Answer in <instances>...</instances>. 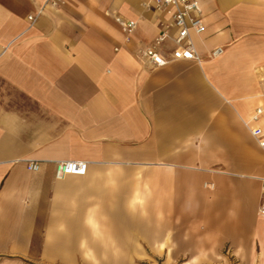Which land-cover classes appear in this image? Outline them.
<instances>
[{"label":"crops","instance_id":"1","mask_svg":"<svg viewBox=\"0 0 264 264\" xmlns=\"http://www.w3.org/2000/svg\"><path fill=\"white\" fill-rule=\"evenodd\" d=\"M148 1L0 0V264H264V0H199L162 67Z\"/></svg>","mask_w":264,"mask_h":264},{"label":"built area","instance_id":"2","mask_svg":"<svg viewBox=\"0 0 264 264\" xmlns=\"http://www.w3.org/2000/svg\"><path fill=\"white\" fill-rule=\"evenodd\" d=\"M57 4L61 0H48ZM147 7L163 12L168 18L161 22V31L155 39L145 48L140 50V56L154 67H162L176 60H197L200 61L199 52L194 45L192 35H201L206 31L204 12L199 0H152L148 1ZM33 19V16L29 17ZM117 21L125 35V43L133 40L138 22L134 19L117 17ZM171 43L172 47L168 44ZM118 50V48H116ZM224 53L223 47H217L211 51V57H219ZM262 108H258L253 116L258 120ZM251 132L264 148V130L255 126ZM88 162L80 160H66L56 163V178H62L68 174L84 175L88 170ZM40 167L38 161H30L28 168L36 171ZM264 183V180H263ZM213 188V183L206 184ZM264 186V184H263ZM259 212L264 216V204Z\"/></svg>","mask_w":264,"mask_h":264}]
</instances>
